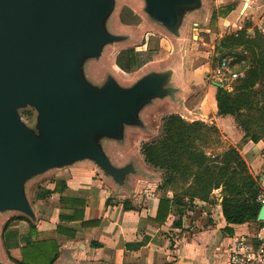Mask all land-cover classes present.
<instances>
[{
	"label": "water",
	"instance_id": "water-1",
	"mask_svg": "<svg viewBox=\"0 0 264 264\" xmlns=\"http://www.w3.org/2000/svg\"><path fill=\"white\" fill-rule=\"evenodd\" d=\"M141 1L147 17L174 35L189 11L203 4ZM114 8L115 0H0V211L17 210L35 220L25 184L77 161H93L123 186L135 168L113 164L101 138L121 140L126 125L142 124L139 111L146 104L176 99L181 88L171 68L150 71L128 86L113 76L102 86L86 79L85 59L128 39L105 25ZM27 107L36 112L34 126L21 115ZM262 220L264 203L257 214Z\"/></svg>",
	"mask_w": 264,
	"mask_h": 264
},
{
	"label": "crops",
	"instance_id": "crops-1",
	"mask_svg": "<svg viewBox=\"0 0 264 264\" xmlns=\"http://www.w3.org/2000/svg\"><path fill=\"white\" fill-rule=\"evenodd\" d=\"M237 1L239 0L219 3L218 0H202V3H205L207 7L211 6L208 14L207 11L206 14L198 12L191 15L190 19L195 20L193 24L196 26V20L201 24L205 16L210 22L213 12L219 7L227 5L233 7L227 14L230 16L235 12ZM252 4H254L251 5L252 7L254 6L257 11H260V16H253L252 19L256 20L255 24L264 29V0H255ZM218 19L222 20L223 18L218 17ZM150 29L166 33L164 27L147 17V31ZM116 56L117 53L113 57L114 64H116ZM151 61L153 60L147 61V73L170 68L165 63H150ZM172 81L181 88L176 93V99L171 97L157 99L160 100L159 103L170 102L173 104L171 107L176 108L177 113L187 119L212 122L219 128H223L224 131L230 128L232 125L230 116L217 113L215 98L217 86L213 83L206 84L202 81L199 83L191 79L192 86L189 87L185 79H182L181 74H175V72ZM192 92H196L192 98L193 103L187 105L186 96ZM192 112L197 113L198 116H189ZM242 136V133L239 132L238 138L231 143L244 156L264 194V142L262 140L249 141L238 146L239 138ZM78 162L82 166L74 167ZM78 162L51 169L47 171L48 173L45 172L50 174L61 170L62 173L56 174L55 180L40 183L39 186L53 189L57 181H64L66 187L63 192L52 193L45 199H36L37 191H34L32 196L36 204L43 203L41 212L37 211L32 204L36 214V219L33 222L36 223L39 231L35 238L56 237L59 243L60 254L54 264H227L231 237L237 233L251 232L256 226L255 222L227 223L222 212L220 188L213 191L214 202H198L191 215H182L181 227L173 226L174 220L179 216L174 212L173 207H171L172 210L167 220L163 224H159L150 218L156 215L160 197L171 198L173 195L171 191L157 188L153 193H147L143 201H138L139 195H136V199H128L134 208L127 209L123 204L127 195L118 191L119 185L110 176L105 175L102 169L91 160ZM66 168L67 171H64ZM156 175L161 176L159 172H156ZM61 195L84 198L86 202L83 211L84 219L98 220V223L84 226L81 220H61V213L72 212L71 209L63 207L59 203ZM108 198H110L109 203L106 202ZM48 199L49 203L45 204ZM59 224L73 230L75 235L71 237L67 234L56 233L55 229ZM227 226L230 229H227ZM17 227L21 226L13 224L11 229L15 230L14 228ZM23 230L26 228L23 227ZM26 232L29 234L28 231ZM145 237L147 238L145 244L138 248L134 247L133 243L139 242ZM25 242L26 240H22L20 237L8 242L7 245L3 241L7 250L16 258L20 257V246ZM127 243H130L131 246H127Z\"/></svg>",
	"mask_w": 264,
	"mask_h": 264
},
{
	"label": "trees",
	"instance_id": "trees-1",
	"mask_svg": "<svg viewBox=\"0 0 264 264\" xmlns=\"http://www.w3.org/2000/svg\"><path fill=\"white\" fill-rule=\"evenodd\" d=\"M232 8L231 5L219 7L213 12L211 22H216L218 15H227ZM248 29L247 26L222 37L219 44L221 58L228 57L226 55L233 52V48L242 45L252 59L245 74L233 81L232 90L223 86H217L216 90L217 113L233 115L237 120L264 110V34L255 28L254 34L250 35ZM139 54L141 52L134 48L122 49L116 56V64L125 71L135 70L144 62ZM238 56L242 58L243 53ZM152 59L151 51L147 50V61ZM25 113L27 119L31 120L32 111L28 109ZM239 124L245 130L243 137H249L254 142L264 141V130L252 132L246 123ZM261 126L264 129V123ZM221 141L220 129L214 123L200 119L188 120L176 112L165 116L161 136L141 146L145 161L165 173L157 188L173 193L171 198L160 197L156 215L151 220L163 224L173 207L179 215L173 226L181 227V216L191 215L198 202H214L213 191L220 188L222 212L228 224L260 222L257 221V214L262 204L258 196L263 192L258 179L251 173L247 161L236 146L229 145L222 151L210 150L218 147ZM65 187L64 181H57L53 189L39 186L35 198L45 199L52 193L63 192ZM106 202L109 203L110 198ZM59 203L72 210L71 213H61V220H81L84 226L98 223V220L84 219V198L61 195ZM123 204L127 209L134 208L128 199L123 200ZM28 220L30 222L26 223L25 228L29 239L21 244L20 257L16 258L7 251L19 264H53L60 252L56 237L35 238L38 227L31 219ZM9 225L11 222L6 223L2 233L6 245L18 238V231L11 228L7 230ZM227 229L230 227L227 226ZM55 232L71 237L75 235L73 230L61 224L57 225ZM146 241L145 237L133 245L138 248ZM127 246L131 244L127 243Z\"/></svg>",
	"mask_w": 264,
	"mask_h": 264
},
{
	"label": "rangeland",
	"instance_id": "rangeland-1",
	"mask_svg": "<svg viewBox=\"0 0 264 264\" xmlns=\"http://www.w3.org/2000/svg\"><path fill=\"white\" fill-rule=\"evenodd\" d=\"M229 1L232 0H218L219 3ZM253 1L255 2V0H239L235 4L236 9L232 15H218V17H222L223 19L219 20L217 17L216 22H211V20L209 22L205 16V18L203 17V22L201 24H199L198 20H196V26L193 24L195 20H191L187 15L198 11L203 14H206L207 11L208 14L211 6L207 7L205 3H203L201 8H198V10L189 11L186 15L188 21L183 23L179 34L174 35L168 32L160 33L157 32V30L152 29L147 31V13L143 9L144 4H141L143 3L141 0H115V8L111 15L107 18L105 25L110 32L114 34L123 33V35H125L128 39L125 41L107 44L104 47L103 55L99 58L89 57L85 59L83 63V70L86 79L93 85L102 86L109 77L113 76L121 85H131L143 75L147 74V50H150L153 56V61L150 63H165L170 66L175 73L181 74L182 79H185V82L189 87L192 86L191 79H194L199 83L202 81L206 84H212V81L209 78L210 74L212 73L213 68H215L217 63L222 59V49L219 47L222 37L230 35L240 29H244L247 26L250 29L248 31L250 35L254 34L255 28H258L264 34V29L255 24L256 20L252 19L253 16H260V11H257L254 6H251L254 5L252 4L254 3ZM125 48H134L135 50L141 52V54H139V58L144 62L135 70L125 71L114 64L113 57H115V54H118ZM233 49H231L233 52L228 53L226 56L232 58L234 63H237V67L241 68V70L245 73L252 60L251 56L243 49L242 45L236 46ZM240 53H243L242 58L238 56ZM170 85L174 84L170 82ZM195 93L192 92L189 96H186L187 105H191V103H193L192 98L195 96ZM260 99L263 98L261 97ZM159 101L160 100H156L150 105L146 104L139 111V117L142 124L126 125L124 129V136L121 140L108 137L101 138L103 148L107 155L111 158L113 164L117 166L133 164L135 168L133 173L125 176V184L123 183V186L121 187L118 186V191L127 195L126 199H136V195H139L137 200L143 201V199L147 196V193H153L155 189H157L158 184L161 183L165 175L162 169L148 164L141 151L142 144L161 136L162 124L165 116L171 112L177 113V109L171 107L173 104L170 102L159 103ZM28 109L32 111L31 120L27 119V115L25 113V110ZM261 110L262 111L259 110L258 112L249 114L248 116L244 115L243 117H239L238 120L233 115H229L232 119V125L230 128L225 129V131L223 128H219L222 139L221 144L214 149L211 148L210 150L222 151L229 145H233L231 141H235L238 138L239 132L244 136L245 130L241 127L239 122L243 125L246 123L248 129L252 132H263L264 129L261 125L264 123V110ZM20 112L22 117L31 126L35 125L36 112L33 108H22L20 109ZM189 116L195 117L198 116V114L192 112ZM243 136L242 138H239V143L237 144L238 146H242L244 143L253 141L249 137ZM75 165L76 166L74 167L82 166V164L80 165V162ZM64 171H67V168L64 169ZM156 172H159L161 176H157ZM47 173L35 175L25 184V190L29 201L31 205L34 204L35 209L39 212L42 211L41 209L43 207V203L36 204V201L33 200L34 197H32L34 191H37L40 183L53 181L55 180L56 174L60 175L62 172L60 170L59 172L54 171L50 174ZM131 180L132 182L130 183ZM48 201L49 199L46 200L45 204L49 203ZM42 215H45V213H42ZM28 218L31 219L26 214L17 210L0 211L1 263L19 264L9 254L5 244L3 243L2 233L6 223L11 222V225L8 226L7 230L11 228L12 224H19L21 227L14 228L15 231H18L17 237H20L22 240H28L29 234H27L26 230H23V227H26V223L30 222ZM59 254L56 260L58 259Z\"/></svg>",
	"mask_w": 264,
	"mask_h": 264
},
{
	"label": "built area",
	"instance_id": "built-area-1",
	"mask_svg": "<svg viewBox=\"0 0 264 264\" xmlns=\"http://www.w3.org/2000/svg\"><path fill=\"white\" fill-rule=\"evenodd\" d=\"M236 64L232 58L223 57L210 74L212 83L218 82L232 90L233 81L245 74ZM258 200L264 203L263 193L259 194ZM227 264H264V220L256 223L253 231L231 237Z\"/></svg>",
	"mask_w": 264,
	"mask_h": 264
}]
</instances>
